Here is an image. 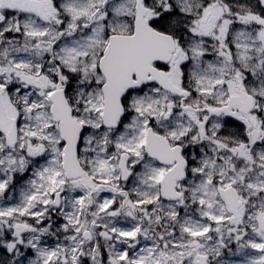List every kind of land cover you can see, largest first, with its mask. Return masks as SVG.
Here are the masks:
<instances>
[{"label":"snow or ice","instance_id":"snow-or-ice-1","mask_svg":"<svg viewBox=\"0 0 264 264\" xmlns=\"http://www.w3.org/2000/svg\"><path fill=\"white\" fill-rule=\"evenodd\" d=\"M0 264H264V0H0Z\"/></svg>","mask_w":264,"mask_h":264}]
</instances>
